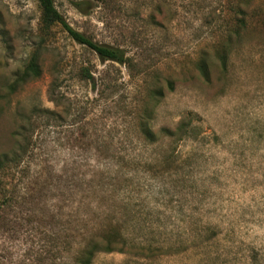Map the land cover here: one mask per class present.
<instances>
[{
  "label": "rangeland",
  "instance_id": "1",
  "mask_svg": "<svg viewBox=\"0 0 264 264\" xmlns=\"http://www.w3.org/2000/svg\"><path fill=\"white\" fill-rule=\"evenodd\" d=\"M54 4L126 61L44 31L37 0H0V264H71L114 226L151 255L92 264H264V0ZM33 53L41 75L12 88ZM188 113L193 140L137 134Z\"/></svg>",
  "mask_w": 264,
  "mask_h": 264
},
{
  "label": "trees",
  "instance_id": "2",
  "mask_svg": "<svg viewBox=\"0 0 264 264\" xmlns=\"http://www.w3.org/2000/svg\"><path fill=\"white\" fill-rule=\"evenodd\" d=\"M38 7L40 11L39 22L44 31H49L52 26L59 25L77 44L86 46L92 50L99 59L102 61H113L116 63L123 64L126 61V57L120 49L113 48L106 45H101L93 42L91 39L85 37L82 33L75 31L71 26L65 21V19L59 14L55 8L54 0H37ZM228 55L225 51L222 52L220 56V62L223 70H226ZM199 75L206 83H209V72L208 67L205 63H200L198 65ZM41 75V69L38 64V54L33 53L20 74L16 75L14 81L11 85L12 88L23 85L29 80L38 78ZM169 89L172 90L173 87L169 83ZM159 94L158 91H154L153 95ZM163 96V95H162ZM190 116V117H189ZM193 119H191V113L182 117L178 124L173 129L161 128L157 135L152 131L149 124L142 122L139 124L140 129L137 134L141 136L143 141L148 145L157 144L163 139H167L169 145H176L178 142L183 140H193L194 139V129L192 127ZM175 156V155H174ZM173 155L166 154L162 157V162L165 166H170L172 164ZM169 168H167L168 170ZM129 195H122V201L127 205L129 201ZM122 226L108 227L107 231H103L102 234H89L83 240L84 243L79 249V252L73 263L71 264H92V260L95 255L105 253H121L128 255H151L150 246H143L141 251L140 247L129 244V241L125 236L122 235ZM145 247V248H144ZM140 248V250H139ZM169 248H165L161 252H169ZM139 250L140 254H135L134 251ZM166 250V251H165Z\"/></svg>",
  "mask_w": 264,
  "mask_h": 264
}]
</instances>
